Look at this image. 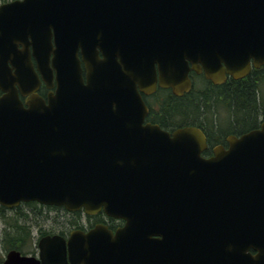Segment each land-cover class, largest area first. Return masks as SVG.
I'll return each instance as SVG.
<instances>
[{
  "label": "water",
  "instance_id": "1",
  "mask_svg": "<svg viewBox=\"0 0 264 264\" xmlns=\"http://www.w3.org/2000/svg\"><path fill=\"white\" fill-rule=\"evenodd\" d=\"M30 46L56 86L47 102ZM0 50V204L127 220L116 235L73 234L72 264H264V123L205 160L201 129L144 125L137 88L154 90L156 65L178 96L190 63L215 84L247 76L264 64V0H16L0 6ZM41 248L44 264H66L64 240ZM30 262L13 252L5 264Z\"/></svg>",
  "mask_w": 264,
  "mask_h": 264
},
{
  "label": "flooded vegetation",
  "instance_id": "2",
  "mask_svg": "<svg viewBox=\"0 0 264 264\" xmlns=\"http://www.w3.org/2000/svg\"><path fill=\"white\" fill-rule=\"evenodd\" d=\"M12 1L16 0H10L7 2L0 0V6L4 3ZM54 40L55 37H53V41ZM16 47L15 51L17 54L23 55L24 53V55L27 56L28 48L26 46L17 41ZM29 51L38 72L36 59L33 55V47L30 46ZM12 56H14V54L10 53V58H12ZM6 57V53L3 50H0V58ZM79 57L82 59L81 51L79 52ZM100 57L103 58L101 52ZM9 66L12 69V73H15L13 66L11 64H9ZM82 68V76L86 83L87 70L83 62ZM190 68L189 78L192 82V89L190 92L184 93L181 96L176 95L172 88H165L161 86L158 65H156L158 80L154 90L146 92L141 89L140 85L137 86L138 92L146 107L144 125H156L162 130L170 133L183 128L173 126L174 124H179L183 122V120L185 121L187 119L189 114L188 101L190 95L195 90H197L198 95L206 92L203 89L205 88V85L200 87L197 80L199 81L202 79L204 83H210L211 86L215 88L226 89V86H229L228 90L236 89L235 84L243 80L250 81L258 86V91L256 93L257 101L254 106L251 102L247 103V105L250 104V109L245 116V122H243L242 118L231 122L227 121L221 125L222 127H220L225 129H220V131L217 129L215 132L209 131V129L204 127L206 125L202 123H200L202 125H200L201 127L194 126L201 129L206 135L208 147L201 153V156L205 160H210L216 157V147L222 146L224 147L225 152H227L230 147V137L233 136L240 138L249 132L260 129L264 123V94L261 89L259 90V86L264 84V64L256 67L254 65V60H251V69L247 76L241 79H235L227 73L226 80L221 84H215L214 82L207 80L205 78L203 67L200 73L193 69L191 63ZM38 76L40 84L36 94L47 102L50 93H54L56 91V86L52 89L49 88L43 81L42 75L39 72ZM17 88L21 101L26 103L30 96H25L18 86ZM3 95L4 92L0 89V97ZM178 103H180V112L178 111ZM173 104L176 105L175 109H173ZM236 105L237 104L234 103L232 108L233 110L236 109ZM235 113L236 111L234 110L233 117ZM211 140H213L214 143L212 145ZM252 193L253 190L249 189V197L250 195L252 196ZM168 194L169 199H174L176 201H180L178 199H181L179 195L178 197L173 196V192L171 190ZM235 196L236 190L233 192L234 199H236ZM177 209V207L170 208L171 211ZM126 225L127 220L125 218L115 217L109 214L104 208L95 213H88L84 208L79 210H69L64 206L45 205L37 201L21 202L14 207H7L0 204V250L4 254V256L0 259V264H5L8 254L13 252L18 253L21 257L31 258L32 262L29 264H44L41 256L42 242L46 238L53 239L55 237L64 240L66 264H72L69 259L68 242L73 234L83 233L87 235L96 229H103L106 232L116 235L117 232L125 228ZM55 248L57 249L55 250L56 253L61 250L60 245H55ZM250 253L253 255L257 254L254 249H250ZM45 264H54V262H46Z\"/></svg>",
  "mask_w": 264,
  "mask_h": 264
},
{
  "label": "trees",
  "instance_id": "3",
  "mask_svg": "<svg viewBox=\"0 0 264 264\" xmlns=\"http://www.w3.org/2000/svg\"><path fill=\"white\" fill-rule=\"evenodd\" d=\"M4 2L10 0H1ZM205 88H203L206 92L198 95L197 90L193 91V93L189 97L188 106H189V114L187 119L179 124H174L173 127H186V126H198L201 127L202 124H205V128L209 129V131H220L226 121H223L220 124L221 118L218 112H215L218 109L219 105L225 106L229 109H232L234 103H236V109L242 111L243 122L246 121L245 116L247 115L248 110L250 109V104L247 105L248 102L253 103L257 101L256 93L258 91V86L256 84L251 83L250 81L243 80L235 84L236 89L228 90L227 88H215L212 87L210 83H204ZM178 111L180 112V103L177 104ZM176 105L173 104V109H175ZM226 107V106H225ZM210 111V112H209ZM211 115H210V114ZM240 120V119H239ZM201 125V126H200ZM219 127V128H218ZM214 144L213 140H211V145Z\"/></svg>",
  "mask_w": 264,
  "mask_h": 264
},
{
  "label": "rangeland",
  "instance_id": "4",
  "mask_svg": "<svg viewBox=\"0 0 264 264\" xmlns=\"http://www.w3.org/2000/svg\"><path fill=\"white\" fill-rule=\"evenodd\" d=\"M197 83L198 85L201 87V86H204V81L202 79H200L199 81L197 80ZM261 89L262 93L264 94V84L260 85L259 86V90ZM226 106V107H225ZM225 106H222V105H219L218 109L215 110V112H218V114L220 115V118H221V121H220V124L223 122V121H235V120H238L240 118H243V115H242V111L238 110V109H234L236 111L234 117H233V113H234V110L233 109H229L227 107V105ZM210 112V111H209ZM210 114V113H209ZM211 115V114H210ZM4 254L3 252L0 250V259L1 257H3Z\"/></svg>",
  "mask_w": 264,
  "mask_h": 264
}]
</instances>
